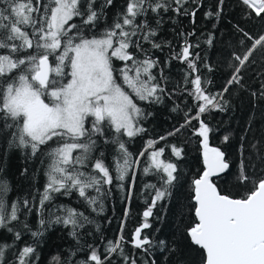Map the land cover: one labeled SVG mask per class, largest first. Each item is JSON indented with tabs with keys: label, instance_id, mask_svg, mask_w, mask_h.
<instances>
[{
	"label": "snow or ice",
	"instance_id": "6c2138e0",
	"mask_svg": "<svg viewBox=\"0 0 264 264\" xmlns=\"http://www.w3.org/2000/svg\"><path fill=\"white\" fill-rule=\"evenodd\" d=\"M241 2L251 10L249 15L264 19V0ZM220 4L223 0L205 12V17H218ZM111 6L113 0H0V142L6 150L22 149L32 156L46 153L49 159L47 183L39 193V229L35 231L21 220L22 208L31 212L32 202L8 201L11 186L0 168V229L13 233L14 241L23 233L14 231L13 222L33 237L43 236L42 230L53 222L43 218V211L56 194H78L92 212L98 213L104 211L103 201L112 192V187L105 186L126 192L124 200L130 201L140 158L147 157L143 172L156 177V183L144 186L147 207L143 223L130 241L145 259L138 261L125 253L123 235L107 241L102 251L94 244L87 245L82 260L75 259L83 250L79 244L66 256L57 253L51 259L53 264H112L114 259L122 264H157L152 255L157 248L175 255V248L143 231L152 228L150 218H159L153 210L173 197L180 181L178 163L165 157V152L167 149L180 160L183 149L175 144L157 145L195 120L199 124L196 134L203 138L206 167L193 181L195 222L188 226L187 236L202 250V264H264V178H251L242 161L237 179L241 184L250 183L251 189L240 198L222 194L212 177L225 173L230 164L224 152L209 147L210 129L202 118L212 109L223 110L217 95L222 97L233 85L243 86V71L256 63L257 52L264 59V35L253 37L238 27L241 45L248 40L251 46L242 55L233 54L236 64L222 92L205 94L200 75L189 80L199 71V53L190 51L199 45L186 38L194 32L180 33L185 37L184 46L173 50L167 61L150 51L165 47L166 42L158 40V29L166 15L169 19L190 16L195 22L203 0H126L123 11L101 31L99 22ZM207 43H213L211 37ZM168 47L171 49L170 43ZM173 59L187 65L184 80L194 85L189 93L196 102L194 108L186 105L182 124L158 139L148 140L144 151L134 155L128 145L147 132L143 121L150 115L140 102L152 105L162 101L167 91L162 83L167 80L163 66ZM260 88L252 95L264 100V85ZM173 111L182 110L177 105ZM102 138L116 146L112 165L105 162L103 153L94 154ZM60 210L62 214L54 222L69 228V234L79 241V230L92 223L89 216L70 207ZM120 230L122 233L123 224ZM14 241H0V264H9L10 253L16 264H31L36 249L25 245L13 252Z\"/></svg>",
	"mask_w": 264,
	"mask_h": 264
},
{
	"label": "trees",
	"instance_id": "16d2710c",
	"mask_svg": "<svg viewBox=\"0 0 264 264\" xmlns=\"http://www.w3.org/2000/svg\"><path fill=\"white\" fill-rule=\"evenodd\" d=\"M218 0H203L204 7L200 10L195 22L190 16H173L171 19L166 15L163 23L158 29V40L166 42L163 51L150 49L156 57L167 61L172 51H180L184 46L185 37L180 33H193L187 36V41L199 47L190 49L199 53L197 66L199 71L192 73L189 80L200 75L202 87L207 91L217 95L221 93L227 81L233 73V65L236 64L233 54H243L247 47L251 46V41L245 40L238 31V27L244 29L253 37L264 35V19L257 17L241 0H223L219 5L221 9L218 17L208 19L205 12L215 8ZM126 7V0H113V6L106 9V16L99 22V30L111 24L116 18V14ZM79 23V19L76 18ZM153 26L155 23L153 22ZM211 37L213 43L209 45L207 40ZM171 44V49L168 44ZM117 66L120 62H116ZM264 59L259 52L256 53V63L249 65L243 71V86L233 85L222 97L217 95V99L223 104V110L212 109L203 115L204 121L209 126L208 144L219 148L225 154V159L230 164V169L212 178L222 194L231 197H243L251 189L252 185L241 184L237 177L240 174V166L243 161L247 174L254 179L264 177V100L257 99L252 93H259L260 86L264 85ZM166 81H162L166 88V93L160 103L148 105L140 102L141 107L150 115L143 121V126L147 132L132 140L128 147L134 155L144 151L147 141L158 139L161 135H166L169 131L178 127L184 122L185 106L194 108L196 103L189 95L194 91V85L185 83L184 77L188 72L187 65L179 60H171L163 66ZM207 82V83H203ZM200 103H203L202 101ZM182 110L179 113L173 111L176 106ZM193 114H195L193 112ZM199 124L192 121V125L182 129V131L167 141H161L158 147L165 144H175L183 149L182 159L177 160L171 156L166 149L165 157L178 163L180 181L174 191V195L164 205H158L153 210L154 216L158 219L150 218L152 228L145 229L143 234L149 235L153 240H164L169 247L175 248V255L168 252L161 253L159 249L153 251L157 264H201L202 251L191 244L186 230L189 225L195 222L193 209L191 206V181L200 172L201 149L200 139L196 134ZM228 140L225 141V137ZM110 140V137L108 138ZM97 151L94 153L100 156L103 153L105 162L112 165L116 156V146L105 139L97 142ZM141 165L136 169L137 180L133 189V198L125 201L126 192L113 186L112 192L104 199V211L102 213L92 212L78 197V194L63 196L56 194L50 204H47L43 211V218L53 221L46 229H43V236L33 237L30 232L24 231L22 225L13 222L14 231H22L21 239L14 241L13 233L0 229V241L13 244L12 251L16 252L25 245H31L36 249L31 264H53L52 257L59 253L66 256L71 250L79 246L83 249L77 253L75 259L82 260L88 252L87 245H96L101 251L107 241L124 236L125 253L138 261L145 259L143 253L134 248L131 244L133 233L137 227L143 223V211L146 209L145 184L156 183V177L151 174L145 175L143 167L147 163V157H141ZM49 159L45 154L32 156L28 151L6 150L0 142V168L3 169V176L10 182L11 191L7 199L9 202L23 201L28 199L32 202V211L26 212L22 208L21 220L26 222L33 231L39 229L40 216L37 214L39 207V193L43 192L47 183V169ZM96 195L95 192L92 193ZM62 207H70L85 212L92 221L80 229V238L77 241L69 234L70 229L62 224L55 223L57 215H61ZM127 211V216H125ZM121 224L123 232L121 233ZM158 230V231H157ZM167 257V259H166ZM9 264H16V258L9 254ZM112 264H122L117 259Z\"/></svg>",
	"mask_w": 264,
	"mask_h": 264
},
{
	"label": "water",
	"instance_id": "95a60500",
	"mask_svg": "<svg viewBox=\"0 0 264 264\" xmlns=\"http://www.w3.org/2000/svg\"><path fill=\"white\" fill-rule=\"evenodd\" d=\"M209 145V144H208ZM210 148H213V146L209 145ZM200 149H201V170L200 172L197 174V176H195L192 181H191V201L193 202V204L195 203L194 200L192 199L193 195H194V192H193V181L198 178L202 172L205 170V164H204V157H203V152H204V148H203V138L201 137L200 139ZM221 174V173H220ZM219 175V174H218ZM215 177V176H214ZM213 178V177H212ZM264 178V177H263ZM262 179V178H261ZM247 195V194H246ZM233 198H238V197H233ZM193 216H194V210H193ZM194 219H195V216H194ZM186 233H187V230H186ZM134 234V233H133ZM189 241H190V238L188 237ZM202 251V250H201ZM203 253V252H202ZM204 255V254H203ZM202 264V263H201Z\"/></svg>",
	"mask_w": 264,
	"mask_h": 264
}]
</instances>
